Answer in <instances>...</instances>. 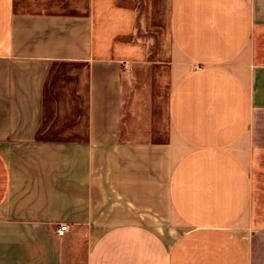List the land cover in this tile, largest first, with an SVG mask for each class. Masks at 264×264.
Here are the masks:
<instances>
[{"label": "crops", "instance_id": "0c3cea01", "mask_svg": "<svg viewBox=\"0 0 264 264\" xmlns=\"http://www.w3.org/2000/svg\"><path fill=\"white\" fill-rule=\"evenodd\" d=\"M0 264H264V0H0Z\"/></svg>", "mask_w": 264, "mask_h": 264}, {"label": "built area", "instance_id": "2783aa9c", "mask_svg": "<svg viewBox=\"0 0 264 264\" xmlns=\"http://www.w3.org/2000/svg\"><path fill=\"white\" fill-rule=\"evenodd\" d=\"M68 230V225L67 224H60L59 228H58V234L63 236L66 231Z\"/></svg>", "mask_w": 264, "mask_h": 264}]
</instances>
